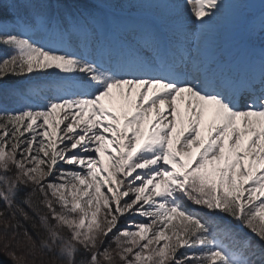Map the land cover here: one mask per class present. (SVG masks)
Returning <instances> with one entry per match:
<instances>
[{"label": "snow or ice", "instance_id": "6c2138e0", "mask_svg": "<svg viewBox=\"0 0 264 264\" xmlns=\"http://www.w3.org/2000/svg\"><path fill=\"white\" fill-rule=\"evenodd\" d=\"M9 102L5 264H264L262 0H0Z\"/></svg>", "mask_w": 264, "mask_h": 264}, {"label": "rangeland", "instance_id": "374dc122", "mask_svg": "<svg viewBox=\"0 0 264 264\" xmlns=\"http://www.w3.org/2000/svg\"><path fill=\"white\" fill-rule=\"evenodd\" d=\"M262 2H264V0H262ZM146 4H148V3H146ZM145 7H151V5L149 4V5L145 6ZM224 23H225V22H223V23L221 24V26H220V28H219V30H218V33H217L216 36L214 37V43H217V42H220V41H225V40L223 39L224 34L220 32V30L223 28V25H225ZM226 23H228V22H226ZM230 25H231L232 27H235V26L232 25V24H230ZM234 33H237V32H234ZM225 35H226V34H225ZM256 41H257L259 44H261V41H260L258 38H256ZM14 107H15L14 110H6V111H8V112L10 113V112H15V111H19V110H20V106H19V105H16V104H15ZM0 114H2V112H1ZM177 131H180L179 126L177 127ZM0 132H2V130H0ZM27 135H28V134L25 132V133H24V138H22V139L24 140V143H26ZM34 147H37V146L34 145ZM10 148H11V141L8 142V149L10 150ZM41 155H42V154H41ZM17 159H19V156L17 157ZM30 166H33V167H34V166H35V162H32ZM59 166L64 168V166H62L61 164H59ZM14 171H15V170L13 169V172H14ZM58 173H59V170L57 169L56 174H55L54 176L50 177L51 180H52V181H55L56 183H60V182H62V181L60 180V178H59ZM58 195H59V194H58ZM65 196H66V198L69 200V202H71L72 197H71L70 192H68L67 190H65ZM81 204H82V206L85 208V210L87 211L88 209H87V205H86V203H85L84 201L82 202V200H81ZM124 224H127V222L124 223ZM2 242H3V236H2V234H0V245H2ZM113 247H114V245H113ZM3 252H4V249H3L2 246H0V264H5V260H7V257H4V256H3ZM9 264H10V262H9Z\"/></svg>", "mask_w": 264, "mask_h": 264}, {"label": "bare ground", "instance_id": "6f19581e", "mask_svg": "<svg viewBox=\"0 0 264 264\" xmlns=\"http://www.w3.org/2000/svg\"><path fill=\"white\" fill-rule=\"evenodd\" d=\"M205 51H207V49L205 50ZM63 113H60V118H63ZM169 119H170V117H169ZM68 122H70V119L69 120H67V121H65V123H68ZM64 126L63 125H61V128H63ZM77 130H79V129H77ZM62 134H64V135H68L67 133H62ZM56 143L57 144H60V140L59 139H56ZM101 155H102V157L107 161V157L106 156H104V154H103V152L101 153ZM59 164H61L62 166H64V168H70V167H72V166H70V165H68V164H65L63 161H60L59 162ZM31 165V164H30ZM29 165V166H30ZM49 180H51V178L49 177L48 178ZM125 190H127L128 192H129V195L130 196H132L133 195V193H132V189L128 186V184H127V182H125V184L122 186ZM84 200H82V202H83ZM85 202V201H84ZM131 219H135V220H140L141 219V217H132ZM126 222H128L127 220H124L122 223L124 224V223H126Z\"/></svg>", "mask_w": 264, "mask_h": 264}]
</instances>
